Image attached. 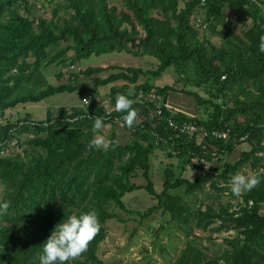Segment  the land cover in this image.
<instances>
[{
	"label": "trees",
	"instance_id": "16d2710c",
	"mask_svg": "<svg viewBox=\"0 0 264 264\" xmlns=\"http://www.w3.org/2000/svg\"><path fill=\"white\" fill-rule=\"evenodd\" d=\"M204 1L201 5V0H186L180 6L179 0H121L122 10L117 11L107 6V0H63V5L52 8L51 18L45 19L31 13L28 0H0V121L7 110L20 104L88 91L82 84L61 83L28 92L25 85L44 66L74 65L91 55L112 52L146 54L158 62L155 70L112 67L117 72L93 79L95 90L124 82L109 89L112 110L108 115L101 105L91 102L93 113L81 106L63 115H49L34 125L27 119L0 123V143H5L0 150V200L12 203L9 214L0 217V264H39L43 244L55 227L71 215L91 210L98 213L100 233L88 251L71 264H103L97 254L106 237L105 223L121 221L109 206L133 213L121 198L141 189L156 204L134 214L141 219L156 212L167 214L184 233L185 246L172 264H264V175L259 186L243 194L239 203H231L236 197L228 187L230 176L246 166L254 174L264 170V53L259 51L260 37L264 36V1ZM231 7L240 8L243 25L244 19L250 20L240 35L226 21L225 11ZM196 10H201L207 22L200 32L223 38L221 46L199 38V30L193 26ZM59 11L63 17L58 16ZM169 67L177 70L180 80L203 88L207 98L184 89H154L147 82L138 83L141 77H159ZM105 71L87 68L83 74L89 77ZM129 91L133 93L129 96L134 100L133 108L142 118L132 128L123 124L126 113L115 110L117 95H128ZM151 92L160 99L168 92L186 94L198 107L211 110V116L206 120L187 117L163 106L158 116V100H146ZM94 117H102L110 130L116 123L124 126L130 132L128 143H117L109 131L108 140L115 144L108 151L89 149ZM168 119L176 125L186 122L208 131L228 130V137L184 135L170 129ZM242 144L248 149L234 163L224 162L221 170L215 167L209 174L199 165V160H222ZM156 149L184 161L194 178L173 180L170 166L165 169L163 190L156 193L149 179V155ZM137 169L147 182L144 186L130 183ZM207 183L218 198L229 193L227 201L218 202L217 210L198 211L195 221L198 225L206 221L203 227L218 221L216 231L235 233L224 238L218 256L207 255V247L193 232L190 207L180 196L169 193L185 187V194L190 195Z\"/></svg>",
	"mask_w": 264,
	"mask_h": 264
},
{
	"label": "rangeland",
	"instance_id": "374dc122",
	"mask_svg": "<svg viewBox=\"0 0 264 264\" xmlns=\"http://www.w3.org/2000/svg\"><path fill=\"white\" fill-rule=\"evenodd\" d=\"M186 0H179L180 6ZM264 1V0H260ZM29 8L34 16H40L45 19H50L52 15V8L56 4L63 5V0H28ZM107 6L116 7L117 11L122 10L121 0H107ZM202 14L201 10H196L194 14ZM264 14V11H263ZM59 17H63L62 11L58 12ZM226 21L230 24L232 31L236 35H240L241 31L247 28L250 24V20L244 19V25L240 20L242 12L239 7H231L225 11ZM220 28V26H218ZM199 38L208 39L213 45L221 46L224 39L217 35H210L209 32H200ZM71 52L68 53L70 55ZM66 55V56H68ZM69 62V61H68ZM157 60L149 55L141 54L134 55L126 52H112L105 53L98 56L91 55L87 59H83L74 65L65 64H53L42 67L37 74L33 76L31 81L25 85L28 92H37L45 87L52 85H58L61 83H71L72 85H85L88 91L83 94L77 92L74 93H62L52 97L43 99L37 103L28 102L23 105H18L13 109L5 112L4 118L1 119L0 123H4L7 119L9 122H15L19 119L29 120L32 123H39L44 121L49 115H63L67 112L72 111L75 107L80 108L83 106L84 99L86 96L91 95V101L98 103L104 109V111H111L112 107L109 102V89L112 85H121L123 81H117L104 87H99L95 90L93 86L94 78H104L110 73H115L117 70L111 69L112 67L119 68H141L143 70H155L157 68ZM105 68L107 71L95 74L93 76L86 77L83 72L87 68ZM76 75L77 78H76ZM177 70L173 67L166 69L159 77L145 76L138 80V83L147 82L150 86L155 88H162L165 86L174 87L176 89H184L187 91L194 92L202 98H207V94L203 88H196L191 83H185L184 80L179 79ZM92 90H95L93 92ZM151 92L147 99L151 101L153 99L159 100V97H155ZM173 93V94H171ZM171 97H175L177 92H168ZM184 97L188 96L183 93ZM167 95V99H168ZM161 99L166 100V96ZM169 100V99H168ZM184 101L186 99H183ZM180 105V103H179ZM175 107V108H174ZM169 108L170 112L176 111L181 108L183 114L187 117H199L203 120L208 119L211 116V110L206 109L205 106H197L193 97L189 96V105H183V107L174 105ZM209 108V107H208ZM174 110V111H173ZM141 117L137 116V122L141 121ZM201 119V120H202ZM111 129L108 127L103 133L108 139L109 131L114 133L116 142L123 145L122 140H126V133L124 126L120 123ZM109 125V124H108ZM118 128V130L116 129ZM124 129V130H123ZM130 137V132L127 131ZM125 135V139L123 137ZM127 135V138H129ZM29 137V136H27ZM23 140L25 136L22 137ZM129 140V139H128ZM248 146L242 144L237 146L230 155H226L222 160L214 159L210 162L199 160V165L205 171V173H212V168L217 167L221 170L224 162L234 163L239 159L240 153L246 151ZM14 151L17 149L13 148ZM20 152V151H19ZM261 156V154H258ZM217 158V157H216ZM149 179L152 182L153 190L156 193H160L163 190L162 184L164 181L165 169L172 171V179L185 178L191 180L194 178V173L189 166L184 164V161L179 160L177 157L169 158L161 149L154 150L149 155ZM208 172H207V171ZM201 173V172H200ZM239 173L254 174V171L246 166ZM141 170H136L132 177H130V183L144 186L147 184L145 178L142 176ZM233 175L230 176V181ZM230 181L228 187L230 188ZM3 188L0 186V194ZM170 194L180 196L185 204L190 207L193 214L192 223L193 232L202 240V245L207 247L208 256H218L223 249L224 238L233 237L235 233L232 231L223 232L216 231L219 225L218 221H213L211 224L203 227L206 221L202 222L201 225L195 224L197 212H207L211 208L213 211L218 209V202H225L229 199V193L226 191L219 198L214 189H212L210 183L204 185V187L197 192L190 195L185 194V187L170 190ZM121 201L125 207L133 211V213H126L119 210L113 205L109 206V211L121 221L111 220L105 223L106 237L99 245L98 258L103 264H172L178 256L179 252L185 246L184 233L178 230L167 214L156 212L148 218L141 219L135 212H143L147 208L156 204V201L150 196L145 190H135L130 193L124 194ZM232 204L241 202V198L231 200ZM264 211V207L262 208ZM93 264V263H88Z\"/></svg>",
	"mask_w": 264,
	"mask_h": 264
},
{
	"label": "clouds",
	"instance_id": "9594fccd",
	"mask_svg": "<svg viewBox=\"0 0 264 264\" xmlns=\"http://www.w3.org/2000/svg\"><path fill=\"white\" fill-rule=\"evenodd\" d=\"M259 51L264 53V36L260 37ZM131 95L133 93L129 91L128 95H117L115 100V110L126 113L123 116V124L128 128L134 126L138 116L136 109L133 108L134 100L129 98ZM22 124L20 123L19 126ZM34 124L31 123V125ZM108 127L110 125L105 124L102 117H94L92 126L94 137L88 144L89 149L108 151L115 144L103 134ZM261 175H264V170L247 175L238 172L232 176L230 181L231 194L239 198L258 187L261 183ZM11 206L10 200H0V217L8 215ZM100 230L101 224L95 210L81 213L78 216H69L66 221L55 227L43 244L39 264H71L72 261L79 260L88 251L90 243L100 233Z\"/></svg>",
	"mask_w": 264,
	"mask_h": 264
},
{
	"label": "built area",
	"instance_id": "2783aa9c",
	"mask_svg": "<svg viewBox=\"0 0 264 264\" xmlns=\"http://www.w3.org/2000/svg\"><path fill=\"white\" fill-rule=\"evenodd\" d=\"M205 1L201 0V5H204ZM196 16V19L193 23L194 28L198 29L199 31H204L207 27V22L204 21L201 17V14L197 13L194 14ZM224 78V77H223ZM139 98H142V94H139ZM85 100H88L87 102H85ZM91 95H87L86 98L84 99V103H83V107L88 109L89 113H93L94 109L91 107ZM156 115L160 116L161 115V106L165 107L167 109V105L164 99H159L158 101H156ZM110 112L106 111V114L108 115ZM168 123V127L172 130H176L179 131L181 134L184 135H191V134H196L199 137H207V136H212L216 139H221V140H226L228 137V130H223V131H218V130H206L202 127H199L198 125L195 124H190V123H186V122H182L180 123V125H176L174 124L170 119H168L167 121ZM5 143H0V150L2 152L3 147H4ZM213 156L217 157V155L213 154ZM252 202L249 201V205H251Z\"/></svg>",
	"mask_w": 264,
	"mask_h": 264
},
{
	"label": "crops",
	"instance_id": "0c3cea01",
	"mask_svg": "<svg viewBox=\"0 0 264 264\" xmlns=\"http://www.w3.org/2000/svg\"><path fill=\"white\" fill-rule=\"evenodd\" d=\"M171 94H173V93H171ZM175 97H171L170 96V94L168 95V99H167V96H166V100H165V102H166V105H167V109H169V108H171V107H174V105H177V106H180L181 105V107H183V105H185V104H187V106L189 105V96H183L182 94H178L177 93V95H174ZM183 99H186L185 101L183 100ZM179 103H180V105H179ZM175 108V107H174ZM174 111V110H173ZM176 112H181V113H183L182 112V109L181 108H179V109H176V111H174V113H176ZM108 125V124H107ZM117 125V124H116ZM115 125V126H116ZM116 129L118 130V128L116 127ZM124 130V129H123ZM124 132L126 133V140H122L123 142H124V144L123 145H125V144H127L128 143V139L129 138H127V130H124ZM123 137H124V139H125V135H123ZM128 137H129V135H128Z\"/></svg>",
	"mask_w": 264,
	"mask_h": 264
}]
</instances>
